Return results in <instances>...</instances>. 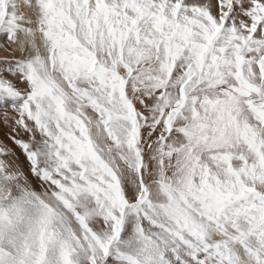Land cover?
Returning <instances> with one entry per match:
<instances>
[{"label": "snow or ice", "instance_id": "obj_1", "mask_svg": "<svg viewBox=\"0 0 264 264\" xmlns=\"http://www.w3.org/2000/svg\"><path fill=\"white\" fill-rule=\"evenodd\" d=\"M0 49V264H264V0H0Z\"/></svg>", "mask_w": 264, "mask_h": 264}, {"label": "rangeland", "instance_id": "obj_2", "mask_svg": "<svg viewBox=\"0 0 264 264\" xmlns=\"http://www.w3.org/2000/svg\"><path fill=\"white\" fill-rule=\"evenodd\" d=\"M7 58H8V57H7ZM4 59H5V57H4ZM9 59H11V58L9 57ZM5 76H6L7 79L13 81V83H15L18 87H21V85L19 84V82H18V80H17L16 77L11 76V75H8V74H5ZM19 85H20V86H19ZM8 111H9V113L11 114V110L9 109ZM2 115H3V111L0 110V117H2ZM7 131H8V129L3 125L2 120H0V139H4L5 142L8 144V146H9L10 148H12V149L16 152V154L20 157L21 162L24 164L25 170H27V162H26V160H25L23 154H22V153L20 152V150H19V149H18V148L12 143L11 140H8L6 137H4V136L2 135V132H7Z\"/></svg>", "mask_w": 264, "mask_h": 264}, {"label": "bare ground", "instance_id": "obj_3", "mask_svg": "<svg viewBox=\"0 0 264 264\" xmlns=\"http://www.w3.org/2000/svg\"><path fill=\"white\" fill-rule=\"evenodd\" d=\"M8 47L14 49L16 46H15V45H9ZM4 57H5V58L8 57V59H9V57L12 58L11 56L8 55V53H6V52H4L2 49H0V60H3ZM5 78H6V76H5ZM19 86H20V85H19Z\"/></svg>", "mask_w": 264, "mask_h": 264}]
</instances>
